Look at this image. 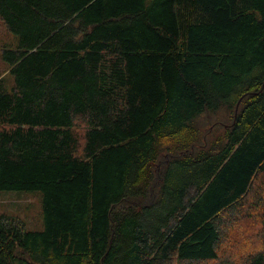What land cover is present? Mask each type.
I'll list each match as a JSON object with an SVG mask.
<instances>
[{
	"label": "trees",
	"instance_id": "1",
	"mask_svg": "<svg viewBox=\"0 0 264 264\" xmlns=\"http://www.w3.org/2000/svg\"><path fill=\"white\" fill-rule=\"evenodd\" d=\"M0 24V191L42 215L0 212V264H264V0H0Z\"/></svg>",
	"mask_w": 264,
	"mask_h": 264
},
{
	"label": "rangeland",
	"instance_id": "2",
	"mask_svg": "<svg viewBox=\"0 0 264 264\" xmlns=\"http://www.w3.org/2000/svg\"><path fill=\"white\" fill-rule=\"evenodd\" d=\"M4 43H14V36L0 24V48ZM7 67L8 66L1 58L0 50V75L6 74L5 71H7ZM9 81L11 82L10 78ZM229 122V118H226L224 113L220 112L218 114L205 115L201 117L199 125L202 135L208 138V140H212L219 134L224 133L226 127L229 125ZM0 212H5L23 219L30 229L42 228L41 202L40 195L38 193L20 190L0 191ZM253 225L254 224L252 222L246 221L243 225H239L237 223V225L234 226V229L229 234L230 238H232L230 244L232 245L233 250L239 252L240 249L245 251L252 247L248 244L236 246L233 240L240 237L243 241H246L247 237H250L251 234L253 236L256 230H252L254 227ZM240 234L242 236H240Z\"/></svg>",
	"mask_w": 264,
	"mask_h": 264
}]
</instances>
